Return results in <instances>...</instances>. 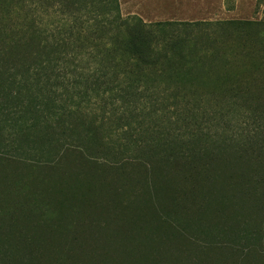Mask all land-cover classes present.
<instances>
[{
    "label": "rangeland",
    "instance_id": "obj_1",
    "mask_svg": "<svg viewBox=\"0 0 264 264\" xmlns=\"http://www.w3.org/2000/svg\"><path fill=\"white\" fill-rule=\"evenodd\" d=\"M119 3L122 16L145 22L254 20L264 33V0ZM40 16L53 31L62 17L57 8ZM69 56H51L40 75L30 63L0 78V220L20 217L1 222L0 237L29 230L28 256L41 264H264L260 80L247 101H179ZM237 61L233 73L244 76ZM178 161L197 170L195 183L189 168L175 172ZM88 182L89 198H71Z\"/></svg>",
    "mask_w": 264,
    "mask_h": 264
},
{
    "label": "trees",
    "instance_id": "obj_2",
    "mask_svg": "<svg viewBox=\"0 0 264 264\" xmlns=\"http://www.w3.org/2000/svg\"><path fill=\"white\" fill-rule=\"evenodd\" d=\"M101 6L104 10L98 12L96 9ZM53 8L62 15L56 21L55 31L40 16L42 10ZM258 24L254 20L145 22L136 14L122 16L119 0H0V78L5 74L27 73L30 63L39 69L33 74L40 75L42 65L51 56L81 54L93 60L105 75L128 80L135 86L148 87L154 82L179 101L218 104L237 95L247 101L251 97L250 87L257 80H260L258 91L264 94V33L256 28ZM233 34L237 38L235 49L229 43ZM236 60L241 62L238 65L243 67L244 76L233 73ZM182 165L193 171L190 183H195L197 170ZM182 165L177 162L176 173ZM15 179H11L12 183ZM38 184L43 185L44 181ZM90 190L88 182L79 193L68 191L73 192L71 198L84 199L89 198L86 195ZM178 194L183 196L185 192ZM50 206L53 208L47 210L46 216L51 229L45 230L50 234L45 239L49 251L58 242L54 238L56 218H50L57 209L56 205ZM18 218L7 217L0 223H13ZM10 228L11 234L0 237V264H41L28 256L34 243L31 240L29 244L26 238L29 230L17 225ZM65 230L61 231L63 235H70L71 230ZM17 233L20 236H12Z\"/></svg>",
    "mask_w": 264,
    "mask_h": 264
},
{
    "label": "crops",
    "instance_id": "obj_3",
    "mask_svg": "<svg viewBox=\"0 0 264 264\" xmlns=\"http://www.w3.org/2000/svg\"><path fill=\"white\" fill-rule=\"evenodd\" d=\"M135 12V11H134ZM134 12H131V13H134Z\"/></svg>",
    "mask_w": 264,
    "mask_h": 264
}]
</instances>
